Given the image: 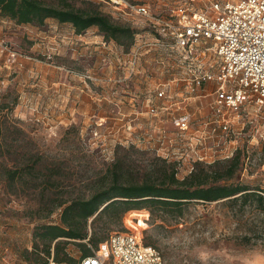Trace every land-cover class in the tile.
I'll return each mask as SVG.
<instances>
[{"label":"rangeland","instance_id":"374dc122","mask_svg":"<svg viewBox=\"0 0 264 264\" xmlns=\"http://www.w3.org/2000/svg\"><path fill=\"white\" fill-rule=\"evenodd\" d=\"M45 1L60 6V0ZM69 1L139 29L150 24L114 0ZM130 1L149 5L160 17L182 6L205 8L213 0ZM130 50L106 40L97 26L78 34L72 24L55 18L35 25L0 15V264H40L44 253L42 246L35 247L36 229L43 223L61 222L66 204L108 186L115 169L123 181H158L161 169L172 163L180 179L190 175L192 167L224 172L229 162L223 160L228 158H219L218 138L210 125L203 124L213 116L217 81L205 83L202 96H192L187 104L194 115L192 132L180 138L166 115L162 123L152 124L142 100L159 83L183 89L182 81L175 78L185 71L184 64L175 53L152 49L130 74ZM136 95L140 100L134 104ZM160 131L165 139L151 137ZM196 134L205 137L202 143ZM262 134L264 122H256L241 135L238 145L245 157L228 182L264 189ZM200 155L206 161H195ZM15 169L20 173L11 179L8 170ZM174 213L162 219L146 208L132 209L120 223L101 228L99 222L95 229L106 238L115 232L142 231L144 242L162 252L165 264H264V238H241L253 224L252 211L239 221L222 200H192L183 215ZM142 219L146 226L137 229L135 224ZM83 243L71 241L67 246L77 264L86 249L98 246L88 239ZM49 264H58L54 255Z\"/></svg>","mask_w":264,"mask_h":264},{"label":"built area","instance_id":"2783aa9c","mask_svg":"<svg viewBox=\"0 0 264 264\" xmlns=\"http://www.w3.org/2000/svg\"><path fill=\"white\" fill-rule=\"evenodd\" d=\"M114 1L120 8L150 21L147 29H139L135 35L129 52L130 74L136 72L139 60L152 49L168 55L175 53L184 64L185 71L175 78L182 81L183 89L174 90L168 83H159L143 98L152 124L162 123L166 115L178 136L187 137L194 122L187 104L192 96L203 95L205 83L217 81L211 101L213 116L203 124L210 125L213 136L218 138L219 158L234 156L244 131L253 129L256 122H264V0H213L205 8L182 6L160 17L147 4ZM137 97L134 96V104L140 100ZM151 137L166 138L161 131L158 135L152 132ZM195 137L201 143L205 139L203 135ZM199 160L206 158L200 155L195 161ZM165 262L162 252L146 245L143 232L136 230L111 234L92 247L80 264Z\"/></svg>","mask_w":264,"mask_h":264},{"label":"trees","instance_id":"16d2710c","mask_svg":"<svg viewBox=\"0 0 264 264\" xmlns=\"http://www.w3.org/2000/svg\"><path fill=\"white\" fill-rule=\"evenodd\" d=\"M60 6L48 4L45 0H0V15L8 17L19 24H44L48 18H55L62 23H70L75 32L82 34L92 26H97L106 40H114L126 51L130 50L139 28L126 23H119L106 13L95 9L77 8L69 0H60ZM2 117L0 115V156L3 152ZM244 150L238 149L231 158L224 172H211L194 169L190 175L180 179L174 163L160 171V180L136 181L121 180L122 173L115 169L111 183L94 192L88 198H76L63 207L61 222L43 223L34 232L35 247L44 256L40 264H49L54 255L58 264H77L67 250L71 241L85 246L83 240L88 239L97 245L106 240V235L98 234L95 227L102 222L103 227L117 224L132 209L146 208L155 218H166V214L175 212L176 216L184 214L185 205L192 200L204 202L224 201L242 220L249 210L256 216L253 224L241 238L244 240L264 238V189L249 184L228 182L242 164ZM217 162V161H216ZM220 162V161H218ZM19 170H8L11 179L19 175ZM227 179L226 183H216ZM63 206L64 204L61 203ZM145 213L142 214L144 216ZM146 216V215H145ZM247 223V221L245 220ZM146 226L145 221L135 224L137 229ZM92 228V233L89 231ZM150 245L149 241L144 242ZM54 250V251H53ZM91 253L86 249L84 255Z\"/></svg>","mask_w":264,"mask_h":264}]
</instances>
